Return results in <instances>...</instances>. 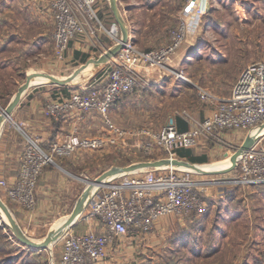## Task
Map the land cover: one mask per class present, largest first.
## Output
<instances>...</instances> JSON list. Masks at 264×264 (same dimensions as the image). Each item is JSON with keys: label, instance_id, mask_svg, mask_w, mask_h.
Returning <instances> with one entry per match:
<instances>
[{"label": "rangeland", "instance_id": "obj_1", "mask_svg": "<svg viewBox=\"0 0 264 264\" xmlns=\"http://www.w3.org/2000/svg\"><path fill=\"white\" fill-rule=\"evenodd\" d=\"M140 1L152 6L153 11H150L149 15L135 13L134 6ZM237 4L245 11V18L237 14ZM128 7L132 8V11H129ZM182 7V0H120L119 3V10L124 19L134 17L132 27L143 29L138 33L140 44H136L141 49L145 47L142 44H147L151 49L167 44L165 35H170L169 32L181 22ZM209 9L202 17L199 27L188 35L175 59V65L180 64L191 81L179 80V86L174 80L175 77L168 72L166 76L161 77L159 74L153 75L152 72L148 85L134 86L128 94L113 104L110 115L117 126L127 129L146 127L157 131L174 120L179 112L188 111L197 116L193 111L197 110L201 114L204 107L210 103L199 97L192 82L206 87L217 96L225 97L229 95L233 84L247 64L264 61V0H212ZM103 20L109 27L110 23L115 21V16L113 15V19L111 16ZM161 23L165 24L159 28L161 34L155 36L154 32ZM118 27L121 36L122 31L120 26ZM148 30L151 33L146 34ZM95 49L93 59L98 60L106 50H102L100 46ZM188 49L191 50L189 56L179 60V55L184 53L183 50ZM44 51L45 58L35 57L36 64H40V67L36 66L34 70L36 73L66 79L80 66H75L71 61L57 59L53 41L47 43ZM42 59L44 61L47 59L50 63L48 67L47 62L45 63V70L42 68ZM100 70L101 68L98 69ZM98 71L93 75L90 71V76L84 79V83L74 82L67 88L71 92L79 89ZM158 71L165 73L164 70ZM24 79L21 81L24 82ZM20 84L15 88L17 89ZM35 85L41 90L50 89L51 92L57 87L49 79L45 82H34L32 86ZM7 94L8 92L1 100V107H5ZM88 114L94 123L90 131L93 130V134L102 132L103 118L95 111ZM13 121L16 120L11 117L6 124L15 126L19 132L14 139L15 147L19 146L20 142L22 147H25L23 144H26V134L39 142L30 128L21 122L23 119H20V122L16 121L21 128ZM246 136L244 130L226 131L217 140L205 141L204 145L195 146L194 151L207 154L206 163L223 164L230 160V156L238 150ZM260 137L262 138L259 144L264 146V135L261 134ZM40 145L43 146L42 143ZM126 145L128 146L123 148L122 144H119L95 150H79L71 156L58 157L55 163L46 166L40 174L35 190L36 203L32 209L24 208L12 201L3 187H0V197L16 219L17 207L36 212L30 217L31 221L22 222V227L33 239L40 241L51 230L60 227L71 215L89 181L95 180L114 166L167 158V154L159 146L146 151L138 146L133 138H129ZM23 149L21 148L20 153ZM107 155L116 156L117 163L112 159L108 160ZM2 163L5 167L6 161L2 160ZM146 169L148 168L143 170ZM192 171L196 179L206 182L213 181V178L224 179L232 174L229 171ZM6 177L0 170V179ZM206 184L205 189L201 191L206 208L198 213H192L191 218L190 213L184 216L169 215L172 217L170 225L181 237L178 251L172 261L180 260L181 264H264V186L233 185L225 182ZM96 190L98 187H93L90 190L93 191L92 194L89 192L85 196V200L89 201L78 219L86 215ZM182 223L184 225L180 227L179 224ZM183 232H187V235L182 234ZM62 245L59 238L46 250L36 251L29 248L4 225L0 216V264H52L54 259L60 258ZM199 253L201 257L197 258L196 255ZM208 254L212 255L209 259L206 258ZM203 257L205 259H201Z\"/></svg>", "mask_w": 264, "mask_h": 264}, {"label": "built area", "instance_id": "obj_2", "mask_svg": "<svg viewBox=\"0 0 264 264\" xmlns=\"http://www.w3.org/2000/svg\"><path fill=\"white\" fill-rule=\"evenodd\" d=\"M97 1L52 0V37L57 59L65 60L70 42L77 36H85L97 46L98 32L103 30L114 39L115 44L120 41L118 24L113 22L107 27L102 22ZM182 1L181 22L171 30L167 44L144 50L130 38L87 84L46 104L45 112L51 117L96 111L103 118L107 131L105 134L80 135L75 130L53 141L49 151L37 139L26 134L17 180L10 184L6 179H0V187L12 201L32 209L36 203V184L44 166L79 150L125 144L133 138L146 151L159 146L167 157L180 158L177 155L180 147H195L202 141L217 140L230 130L239 129L246 131L247 135L252 134L264 124V61L247 64L229 96H217L206 87L192 82L199 97L215 107L203 118L188 111L179 112L189 124L185 130H179L173 119L157 131L146 127L122 128L112 121L110 111L114 102L134 86L148 85L152 70H164L176 79L191 81L184 68L175 65V59L188 35L199 27L212 0ZM236 9L241 18L246 17L240 5L237 4ZM14 123L20 127L17 122ZM261 138L243 152L236 167L229 171L232 174L224 179L200 181L192 170L179 166L151 167L115 175L93 193L84 215V218L100 219L103 231L82 234L73 233L70 229L64 231L60 237L63 244L61 256L52 264H94L104 256L106 247L116 236L131 232L148 233L164 216H184L192 211H202L206 203L201 191L206 183L264 184V146L259 144Z\"/></svg>", "mask_w": 264, "mask_h": 264}, {"label": "crops", "instance_id": "obj_3", "mask_svg": "<svg viewBox=\"0 0 264 264\" xmlns=\"http://www.w3.org/2000/svg\"><path fill=\"white\" fill-rule=\"evenodd\" d=\"M51 3L52 0H0V108L2 105L1 100L5 93L8 92L7 95L11 96L19 88L16 89L15 86L20 84L22 82L21 80L25 78V82L29 74L36 73L34 70L36 66L39 68L40 64H36L35 57L42 56L43 58L47 43L53 41L52 33L54 30V21L52 18ZM119 3L120 0H118V6ZM97 8L98 12L102 14L104 18H109L114 15L112 14L113 12L109 0H98ZM127 9L132 11V8L128 7ZM134 10L136 11L135 13L149 15L150 11H153V8L149 4H145L144 1H140L134 6ZM134 19V17L126 19V23L130 30V38H136L137 29L132 27V23L135 21ZM113 22H116V18ZM97 43L98 45L94 46L95 44H92L85 36L73 38L70 42L65 60L71 61L75 66H81L83 64L81 61L83 55H88L86 61L90 58H94L93 56L96 54L95 47L98 48V46H100L102 50H108L113 46L115 41L107 32L101 30L98 32ZM190 51L189 49L186 51L183 50L184 53L182 55L180 54L181 56L179 55V60H183L184 57L189 56ZM46 62L47 59L46 61H44V59L41 60L43 70L46 68L44 67ZM49 65L50 63L47 62V67ZM90 71L93 70H86L75 82L80 84L84 83V79L90 76ZM152 72L153 75L156 74L155 76L158 74L160 77L161 75L166 76V72L163 73L158 70H152L150 74H152ZM46 80V78L39 76L34 82L39 83L45 82ZM55 85L57 87L53 88L54 92H51L50 89L41 90V88L36 85L30 86L20 102L13 109L11 117L16 121L23 119L24 121L21 122L26 124L31 132L38 137L39 142L45 146L49 144L51 138L55 141L75 130L80 135H92L93 130L90 131V128H92L94 123L92 122L93 119H91V116L88 114L91 111L81 114L72 112L59 117H51L46 114V103L52 99L71 93V90L65 92L63 85ZM76 90L78 89H74V91ZM6 106L7 105H5V107ZM214 107L213 104H207L201 114H199L197 110L193 112L199 118H203L209 115ZM177 128L180 130L178 125ZM106 131L107 127L104 123L102 132H96V134H105ZM18 134L19 132L15 126L6 124L0 136V170L7 176L6 180L10 184L14 183L19 176L21 165L20 158L25 150V147H22V142H20L19 146L15 147L16 142L14 139ZM204 142L205 141H202L199 145H204ZM119 144H122V148L128 146L126 145L127 142L125 144L118 143L114 145L118 146ZM128 144H130V141ZM23 145L26 146V144ZM114 145H106L104 147ZM21 148L24 149L20 153ZM107 157H110V155H107ZM110 159H113L115 162L117 157L112 156ZM2 160L6 161L5 167ZM114 162H112V164ZM92 192L93 191L89 194L91 195ZM17 211L18 218L16 220L21 227L22 222L26 223L31 221L32 218L30 217H32L34 213L36 214L35 211H25L21 207H17ZM170 218L172 217H162L151 232H131L126 235L114 237L106 247L104 256L94 264H181L180 260L172 261L178 251V244L180 243L181 237L180 233H177V231L175 232L174 227L170 225ZM174 222L175 220L173 223ZM179 225L182 227L184 223ZM103 229L104 225L100 219H88L84 217L77 219L70 227V230L76 234H82L88 231L101 232ZM26 234L31 237L28 233ZM182 234L187 235L186 232ZM47 248L48 247L43 249L46 250ZM43 249L35 250L42 251ZM185 249L186 248H184V250ZM200 255L199 253L196 257L199 258L201 257ZM206 256V258L209 259L212 255L208 254ZM201 259L205 258L203 257Z\"/></svg>", "mask_w": 264, "mask_h": 264}, {"label": "water", "instance_id": "obj_4", "mask_svg": "<svg viewBox=\"0 0 264 264\" xmlns=\"http://www.w3.org/2000/svg\"><path fill=\"white\" fill-rule=\"evenodd\" d=\"M110 6L112 9V12L116 18V23L118 26H120L122 34L120 41L117 44H114L111 48L106 50V52L98 59L95 60L93 58H90L87 60L84 64H82L78 69H76L70 76H68L66 79H62L53 75H49L46 73H33L29 74L17 91L13 94L10 102L6 107L0 110V136L4 130V127L6 126V123L8 120L11 119L12 111L15 108V106L20 102L21 98L25 94V92L34 84V81L37 77L41 76L44 78L49 79L54 84L63 85V86H70L74 83L76 78L80 76V74L83 73V71L87 68V66L90 64L91 61L95 62L99 65L98 69L102 68L109 59L115 55L124 45L125 42H127L130 39V30L128 27V24L126 23V20L121 15L119 6H118V0H109ZM98 71V70H96ZM264 134V124L260 125L257 130H254L252 134H248L246 138L244 139V142L241 144V146L238 148L235 153L230 156L229 164L227 166L217 168L213 171L216 172H228L232 169H234L237 165V162L242 157L243 152L248 149L256 140L260 138V135ZM203 163H196L191 162L184 158H161L157 160L152 161H141L134 164H130L127 166H114L107 172L103 173L101 176L96 178L93 181H89L88 186L86 187L85 191L83 192L81 198L78 200L73 212L71 215L64 221V223L57 229V230H51L42 240L37 241L33 239L32 237L28 236L25 231L22 229L18 221L16 220L14 214L10 210L9 206L6 204V202L0 197V216L4 222V225L9 227L15 237L23 244L30 248L35 249H43L48 247L51 243L58 240L64 231L70 229L71 225L78 219L79 215L84 210L87 202L85 200V196L88 195L90 190L93 187H99L103 183H106L108 180H110L112 177L118 174L122 173H128L131 171H137L144 168H151V167H159V166H179L185 169H190L194 171L199 172H206L209 170H204L200 167V165ZM55 240V241H54Z\"/></svg>", "mask_w": 264, "mask_h": 264}, {"label": "trees", "instance_id": "obj_5", "mask_svg": "<svg viewBox=\"0 0 264 264\" xmlns=\"http://www.w3.org/2000/svg\"><path fill=\"white\" fill-rule=\"evenodd\" d=\"M98 4V1H97V3H96V5ZM210 10V9H209ZM154 15H156V13L154 14ZM99 17H100V19L102 20V22L104 23V17L102 16V14H100L99 13ZM112 19H113V15H112ZM163 25H165L164 23H161V25L159 26V27H157L158 29L157 30H155V36L157 35V34H161L160 33V29L159 28H161V26H163ZM137 29V28H136ZM143 29L140 27L139 29H137L136 30V37L137 38H134V37H131V39L134 41V43L135 44H140V39H139V37H138V33L139 32H141ZM150 30H151V28H150ZM150 30H148L147 32H146V34L147 33H151V31ZM169 31H170V29H169ZM165 34L167 33V30H165V32H164ZM163 33V34H164ZM170 33V32H169ZM165 37H166V39H167V42L169 41V38H170V35H165ZM146 40V39H145ZM147 41V40H146ZM166 42V43H167ZM143 46H145V47H143L144 48V50H149V49H151L150 48V46H148L147 44H142ZM147 45V46H146ZM88 58V55H83L82 56V58H81V61L84 63L85 61H86V59ZM103 71H101V72H99L97 75H100L101 73H102ZM189 77V76H188ZM174 80L176 81V83L180 86V82H179V79H176V78H174ZM63 89H64V91L65 92H68L69 91V88H67V87H65V86H63ZM196 92H197V90H196ZM126 94H128V92L127 93H125V94H123L122 96H120L115 102H117L119 99H121L122 97H124ZM198 94V93H197ZM4 97V96H3ZM9 100H10V96H8V99H6L5 100V103H4V105H7V103L9 102ZM114 102V103H115ZM4 107V106H3ZM174 120H175V123H176V125H178L179 126V128H180V130H183V129H186V128H188L189 127V124L187 123V121L181 116V115H179V114H177V115H175V117H174ZM53 138H51L50 139V142H49V144H47L46 146L45 145H43L42 147L46 150V151H49L50 149H51V144L53 143ZM177 155L180 157V158H184V159H187V160H189V161H191V162H196V163H206V162H208V156H207V154H205V153H196L195 151H194V147H180V148H178L177 149ZM110 158H112V157H107V159L109 160ZM57 159V158H56ZM111 160V159H110ZM113 160V159H112ZM121 163V162H120ZM48 165H51V163H49V164H46L45 166H44V168H46V166H48ZM44 168H43V170H44ZM42 170V171H43ZM42 173V172H41ZM256 185H260V186H264V184H256ZM206 208V207H205ZM194 212H196V211H192L191 213H190V217L189 218H191L192 217V213H194ZM198 213V212H197ZM187 233V232H186ZM30 248V247H29ZM32 249H34L35 250V248H32ZM194 251H196V250H194Z\"/></svg>", "mask_w": 264, "mask_h": 264}, {"label": "bare ground", "instance_id": "obj_6", "mask_svg": "<svg viewBox=\"0 0 264 264\" xmlns=\"http://www.w3.org/2000/svg\"><path fill=\"white\" fill-rule=\"evenodd\" d=\"M98 67H99L98 64H96L95 62L91 61L90 64L87 66V68L83 71V73H84L86 70H88V69H92V70H93V71H92V75H93V74L96 72V70H98ZM83 73H82V74H83ZM82 74H80V76H81ZM80 76H78V77L76 78V80H77ZM37 78H38V77H37ZM76 80H75V81H76ZM75 81H74V82H75ZM228 164H229V160H228L227 162L223 163V164L203 163V164L200 165V167L203 168L204 170L213 171V170H215V169H217V168H221V167L227 166ZM57 229H58V228H57ZM57 229H56V230H57Z\"/></svg>", "mask_w": 264, "mask_h": 264}]
</instances>
